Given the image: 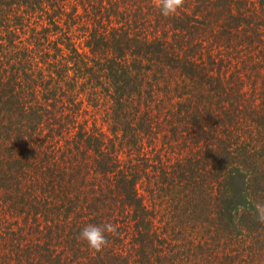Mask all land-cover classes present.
I'll use <instances>...</instances> for the list:
<instances>
[{
  "label": "trees",
  "instance_id": "trees-1",
  "mask_svg": "<svg viewBox=\"0 0 264 264\" xmlns=\"http://www.w3.org/2000/svg\"><path fill=\"white\" fill-rule=\"evenodd\" d=\"M258 203L264 0H0V264H264Z\"/></svg>",
  "mask_w": 264,
  "mask_h": 264
},
{
  "label": "clouds",
  "instance_id": "clouds-1",
  "mask_svg": "<svg viewBox=\"0 0 264 264\" xmlns=\"http://www.w3.org/2000/svg\"><path fill=\"white\" fill-rule=\"evenodd\" d=\"M185 3L186 0H155V6L161 9L164 16L177 14L184 8ZM255 207L257 220L264 223V205L258 203ZM117 231V226L112 223L89 224L81 230L79 238L86 241L91 249L100 252L109 244L106 233L116 234Z\"/></svg>",
  "mask_w": 264,
  "mask_h": 264
},
{
  "label": "rangeland",
  "instance_id": "rangeland-1",
  "mask_svg": "<svg viewBox=\"0 0 264 264\" xmlns=\"http://www.w3.org/2000/svg\"><path fill=\"white\" fill-rule=\"evenodd\" d=\"M238 65L240 66L241 65V62H239ZM232 69H234V67ZM261 83H262V81L259 80L258 84H261ZM245 88L246 89H249V91H251V85H250V83H248V87H245ZM84 97H85V110L86 109H89L92 112H96L97 108L94 106L96 103H94L92 100L89 99V97L90 98L91 97L94 98L93 94L90 93V91L89 92H85ZM92 104H94V105H92ZM74 208H76V207H74Z\"/></svg>",
  "mask_w": 264,
  "mask_h": 264
}]
</instances>
